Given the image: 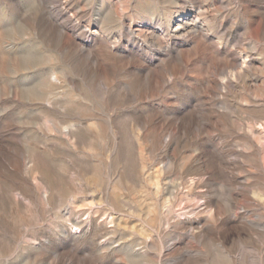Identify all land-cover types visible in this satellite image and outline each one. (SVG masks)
Returning a JSON list of instances; mask_svg holds the SVG:
<instances>
[{"label":"clouds","instance_id":"obj_1","mask_svg":"<svg viewBox=\"0 0 264 264\" xmlns=\"http://www.w3.org/2000/svg\"><path fill=\"white\" fill-rule=\"evenodd\" d=\"M32 4L0 57L72 159L0 207V264H264V0Z\"/></svg>","mask_w":264,"mask_h":264},{"label":"rangeland","instance_id":"obj_2","mask_svg":"<svg viewBox=\"0 0 264 264\" xmlns=\"http://www.w3.org/2000/svg\"><path fill=\"white\" fill-rule=\"evenodd\" d=\"M38 18V9L32 0H0V42L3 34L9 41L24 32H31ZM32 57H25L31 65ZM11 93L5 96L4 93ZM40 96L36 92L25 94V86L14 83V77L5 72V60L0 57V207L23 209L31 202L30 197L46 190L53 181L61 164L67 165L68 150L63 147L72 140L57 136L53 121L63 126L66 121L38 107ZM47 106L44 105L43 108ZM7 108V111H3ZM40 125L44 131L40 130ZM253 136L259 137L261 128H253ZM79 146V145H77ZM67 157V159H65ZM23 197V199H21ZM137 211L135 207L131 209ZM143 214H147L146 210ZM135 218L126 227H134Z\"/></svg>","mask_w":264,"mask_h":264}]
</instances>
